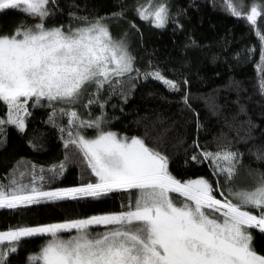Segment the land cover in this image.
Segmentation results:
<instances>
[{
	"label": "snow or ice",
	"instance_id": "snow-or-ice-1",
	"mask_svg": "<svg viewBox=\"0 0 264 264\" xmlns=\"http://www.w3.org/2000/svg\"><path fill=\"white\" fill-rule=\"evenodd\" d=\"M56 4L57 0H0V11L16 10L38 20L11 35H0V104L8 110L7 119H0V133L6 124L25 130L29 102L32 107L52 108L49 121L54 127L58 115L68 117V126L59 128L67 133L65 147L78 152L97 179L82 187L44 191L42 184L37 186L33 169L29 183L23 182L21 173L20 179L0 184V209L99 198L117 190H134L136 195L119 213L0 231V264L17 250L21 237L36 236L48 239L39 254L29 257V264H264V255L251 247L249 231L264 232V174L250 190L233 191L238 154L230 150L201 153L213 164L214 173L229 184L222 201L213 195L218 188L205 179H176L168 171L167 158L142 139L105 131L103 115L82 119L72 106L87 95L84 107L97 103L103 109L99 94L105 86L115 94L125 78L132 79L133 73L139 76V70L133 66L126 40L113 37L101 18L73 17L81 21L79 26L46 27L44 22L52 14L49 6ZM227 8L250 27L256 26L264 56V32L258 27L264 5L254 4L244 12L227 0ZM137 14L156 27L168 21L163 3L151 12L141 6ZM144 75L179 91L159 72ZM260 88L264 95V82ZM60 105L66 107L57 113ZM83 128L95 129V136L82 135ZM59 168L63 170L64 165ZM38 179L42 182L44 177ZM94 226L104 230L94 232Z\"/></svg>",
	"mask_w": 264,
	"mask_h": 264
},
{
	"label": "trees",
	"instance_id": "trees-1",
	"mask_svg": "<svg viewBox=\"0 0 264 264\" xmlns=\"http://www.w3.org/2000/svg\"><path fill=\"white\" fill-rule=\"evenodd\" d=\"M149 1L57 0L55 6H49L52 14L44 22L49 28L79 26L81 21L73 17L103 19L113 37L126 40L133 66L139 70V76L133 73L132 79L125 78L115 94L105 86L99 94L103 109L97 103L84 107L86 95L72 110L84 120L103 115L105 131L142 139L167 158L168 171L176 179H205L218 188L213 195L222 201L229 184L224 176L214 173L213 164L201 153L233 151L238 154V162L231 189L250 190L264 174V95L260 88L264 82V56L256 26L250 27L245 19L231 15L227 0H158L167 7L168 21L156 28L137 14V9ZM233 2L244 12L254 4L264 5V0ZM27 19L16 10L0 11V35L13 34ZM258 27L264 32V17L258 18ZM153 72L175 83L179 91H172L151 76L145 78V73ZM61 107L66 106H57V113ZM28 110L31 114L25 118L24 131L6 124L0 133V184L20 179L21 173L23 182L29 183L33 169L37 186L42 184L44 191L95 183L97 178L80 154L71 146L65 147L67 133L59 128L68 126V117L58 115L54 127L49 121L52 108L32 107L29 102ZM6 115V106L0 104V119L6 120ZM80 132L88 138L96 134L92 128ZM193 156L198 159L193 160ZM41 175L42 182L38 179ZM135 195L134 190H117L99 198L3 208L0 231L119 213L126 210ZM92 229L104 230L100 226ZM249 231L251 247L264 255V232L258 228ZM47 239H20L17 250L6 256L5 264H29V257L39 254Z\"/></svg>",
	"mask_w": 264,
	"mask_h": 264
},
{
	"label": "rangeland",
	"instance_id": "rangeland-1",
	"mask_svg": "<svg viewBox=\"0 0 264 264\" xmlns=\"http://www.w3.org/2000/svg\"><path fill=\"white\" fill-rule=\"evenodd\" d=\"M158 4H160V2L158 1V0H150L149 2H147L145 5H144V7L149 11V12H151V10L152 9H154ZM27 16V15H26ZM27 20H26V22H25V24L23 25V27L24 28H27V27H29V26H32V25H34V24H36V23H38V20L37 19H35V18H31V17H29V16H27ZM140 18V17H139ZM141 19V18H140ZM142 20H148V19H142ZM150 21V20H149ZM152 25L154 26V24L152 23ZM154 27H156V26H154ZM156 28H162V27H156ZM93 91H95L94 89H92ZM7 116H8V110H7V115H6V119H7ZM197 179H202V178H196V179H191V180H197ZM189 181V180H188ZM185 182H187V181H185ZM241 182H243V181H241ZM72 188H77V187H72ZM68 189H70V188H68ZM243 189H239V190H237V191H242ZM94 227H96V226H94ZM93 227V228H94ZM95 229H92V231H94ZM22 238H28V237H21V239ZM5 243H7V241H5Z\"/></svg>",
	"mask_w": 264,
	"mask_h": 264
}]
</instances>
